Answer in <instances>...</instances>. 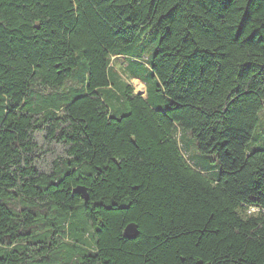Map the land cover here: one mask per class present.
Here are the masks:
<instances>
[{"label":"trees","instance_id":"obj_1","mask_svg":"<svg viewBox=\"0 0 264 264\" xmlns=\"http://www.w3.org/2000/svg\"><path fill=\"white\" fill-rule=\"evenodd\" d=\"M263 108L264 0H0V264H264Z\"/></svg>","mask_w":264,"mask_h":264},{"label":"rangeland","instance_id":"obj_2","mask_svg":"<svg viewBox=\"0 0 264 264\" xmlns=\"http://www.w3.org/2000/svg\"><path fill=\"white\" fill-rule=\"evenodd\" d=\"M158 41V33L152 29V28H146L140 31L138 35V40L132 44L131 51H124L123 53H129L131 52L135 56H140V54L144 53L143 58H150L151 55L153 54L154 47L156 42ZM139 52V54H137ZM125 58H111V66L112 70L115 72L117 75L118 82H115L114 84V96L111 98L107 99L106 102L111 109L112 112H121L118 111L120 110V107H122L121 100L119 99V94L122 90L123 83H130L131 86L133 87L135 92H142L144 90L143 84L139 81V79H131L128 80L132 75L141 77L145 72L141 69H133V67L129 66V60L132 58L125 56ZM123 106H125L123 104ZM119 108V109H118ZM264 133V108L260 111L259 113V119L257 126L255 127L254 130V135ZM182 142L185 144L186 147H188V153L187 157L189 159H193L192 157L194 155H199L197 152V142L192 136L190 135L189 132H183L182 133ZM256 146H259V143L256 142V140H251L247 148L252 149ZM207 159H202V162L205 163L204 165L207 166V168H214L217 166L216 158L213 154L204 156ZM202 162H199L198 164L201 165ZM202 163V164H203ZM80 207H77L76 209V214L77 217L79 218V212H80ZM80 220V219H79Z\"/></svg>","mask_w":264,"mask_h":264},{"label":"water","instance_id":"obj_3","mask_svg":"<svg viewBox=\"0 0 264 264\" xmlns=\"http://www.w3.org/2000/svg\"><path fill=\"white\" fill-rule=\"evenodd\" d=\"M75 192L81 194L84 199H87V195L84 192V190L77 188ZM136 235H137V227L134 224H128L124 229V236L126 238L131 239L134 238Z\"/></svg>","mask_w":264,"mask_h":264},{"label":"crops","instance_id":"obj_4","mask_svg":"<svg viewBox=\"0 0 264 264\" xmlns=\"http://www.w3.org/2000/svg\"><path fill=\"white\" fill-rule=\"evenodd\" d=\"M143 87H144V86H143ZM143 91H144V90H143ZM143 91H142V92H143Z\"/></svg>","mask_w":264,"mask_h":264}]
</instances>
